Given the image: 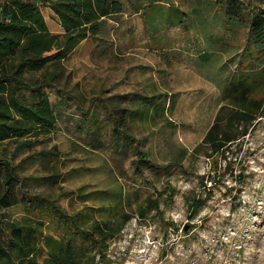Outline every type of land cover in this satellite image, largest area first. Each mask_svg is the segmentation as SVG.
Here are the masks:
<instances>
[{
  "label": "rangeland",
  "instance_id": "obj_1",
  "mask_svg": "<svg viewBox=\"0 0 264 264\" xmlns=\"http://www.w3.org/2000/svg\"><path fill=\"white\" fill-rule=\"evenodd\" d=\"M120 1L96 38L51 69L60 76L42 93L55 123L9 158L19 179L0 209L1 244L28 193L84 227L125 221L104 258L88 244L94 264H264V116L224 154L208 157L203 143L228 112L227 85L264 63L249 58L264 54V0ZM3 147L9 156L15 143ZM42 220L46 257L69 230L65 218Z\"/></svg>",
  "mask_w": 264,
  "mask_h": 264
},
{
  "label": "trees",
  "instance_id": "obj_2",
  "mask_svg": "<svg viewBox=\"0 0 264 264\" xmlns=\"http://www.w3.org/2000/svg\"><path fill=\"white\" fill-rule=\"evenodd\" d=\"M211 1L219 4L227 0ZM40 6L50 10L62 33L49 32ZM121 12L120 0L0 2V209L13 205L10 195L19 179L9 158L20 149L33 145L35 139L48 132L55 123L50 103L42 93L44 87H51L60 76L51 69L66 59L81 42L96 38L102 32L104 21ZM254 54L251 51L252 57L249 58H264V54ZM261 66L227 85L228 112L222 118L220 115L215 117L203 139L210 151L208 157L224 154L232 143L246 135L250 124L264 116V63ZM24 91L35 95L37 102L29 104L22 96ZM113 133L130 137L117 127ZM9 141L15 143V147L7 156L3 144ZM20 203L27 215L21 220H7L9 236L6 247L1 244L0 237V264H94L88 244L92 241L103 252L101 257L104 258L106 236L118 232L125 223L124 220L118 222V227L106 223L84 227L78 214L66 215L52 202H46L45 209L42 199L24 193ZM148 205L154 207L153 201ZM193 206L196 212L197 206ZM44 214L65 218L69 230L62 243L47 250L46 257L42 254L44 243L47 245L52 239L43 232ZM2 230L0 225V233Z\"/></svg>",
  "mask_w": 264,
  "mask_h": 264
},
{
  "label": "crops",
  "instance_id": "obj_3",
  "mask_svg": "<svg viewBox=\"0 0 264 264\" xmlns=\"http://www.w3.org/2000/svg\"><path fill=\"white\" fill-rule=\"evenodd\" d=\"M45 20V19H44ZM46 22V21H45ZM58 24V23H57ZM47 25V24H46ZM47 28H48V26H47ZM48 30H49V32H51V33H53V34H60V33H62V29H61V27L58 25V29H57V31H55V32H52L49 28H48Z\"/></svg>",
  "mask_w": 264,
  "mask_h": 264
}]
</instances>
